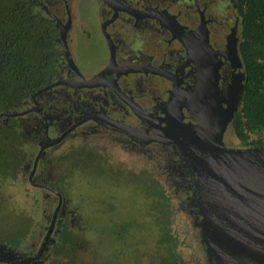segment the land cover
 Here are the masks:
<instances>
[{"label": "flooded vegetation", "instance_id": "af4514ba", "mask_svg": "<svg viewBox=\"0 0 264 264\" xmlns=\"http://www.w3.org/2000/svg\"><path fill=\"white\" fill-rule=\"evenodd\" d=\"M99 4L101 8L99 29L109 49V58L98 72L86 76L77 66L71 50L76 16L70 12L68 0H37V8L49 15L57 25L58 44L62 55L61 72L48 85V89L34 94L15 109L1 111L0 127L3 125L8 128L10 132H7V135L13 137L19 133L23 140L13 143L20 144V149L25 152L26 160L23 161L22 169H29L28 182L39 190L50 192L55 196V202L54 200L50 202L53 210L50 218H46V231L39 241L37 250L34 252L36 248L34 244L26 250L28 233L24 237L21 236L23 240L20 243L8 241L7 236L0 240V243L12 249L2 251L0 248V254L9 259L0 260V264H61L58 259L53 258L58 251L65 253L62 259L67 264V251L78 244L81 245L70 235L74 226L70 222L72 200L68 197L67 179L72 175V167L62 162L69 161L62 159L65 153L55 158L53 149H57L71 135L72 137L84 133L93 135L97 133L96 129L103 130V134L110 137L117 136L119 138L117 142L123 145V149L130 147L135 153V149L149 151L151 146L157 145L164 149L161 158L165 166L157 174L180 192L179 195L174 194L175 197H181L185 203L190 199L195 202L193 205L196 207L197 215L194 212L193 217L195 221L198 216L203 238L199 178L184 150L175 143L166 144L132 136L121 125L133 128L147 126L149 114L144 115L142 110L157 111L168 106L181 82L191 86L198 83V69L193 56L197 54V50L191 48L195 43L192 41L198 37L206 36L211 47L207 49L209 54L217 53L220 61L218 70L220 84L222 87H228L234 72L229 57L230 46L237 42L240 54L242 21L237 0H99ZM67 24L69 27L66 38L74 62L72 66L69 65L61 39V30ZM192 36L193 39H190ZM82 77L91 80L89 85L82 81ZM60 81L66 82L56 84ZM13 120L17 122L11 123ZM67 130L69 132L60 141L48 145L49 140L59 138ZM140 133L146 136L142 131ZM79 145L83 147V143ZM76 147L80 148L74 146L68 151ZM166 148L170 150L166 151ZM87 151L98 153L97 149L92 148ZM37 158L38 162L35 164ZM51 158L53 160L55 158V163L63 169V176L60 179L64 180L62 185L58 181L52 183L42 179L43 164L52 163ZM91 161L99 165L97 159ZM153 165L142 169L151 170ZM34 169L31 180L30 175ZM152 173L155 174L153 171ZM113 175H117L116 172H113ZM118 175L127 181L129 175L131 179L135 177L131 171H124ZM172 179L174 181H171ZM137 180L139 179L136 178ZM157 180L161 184L158 177ZM186 186L192 193L191 198L190 194L184 195ZM166 188L169 189L163 186L164 190ZM143 197L152 202L145 193ZM154 214L156 215L155 211ZM172 214L169 209L164 211L165 219L170 224ZM28 223L24 225V230L25 228L29 230ZM49 232L47 242L42 248ZM18 235L19 233L16 234ZM16 236L13 235L11 238ZM203 242L209 260L213 264H221L215 253L209 250L204 239Z\"/></svg>", "mask_w": 264, "mask_h": 264}, {"label": "rangeland", "instance_id": "374dc122", "mask_svg": "<svg viewBox=\"0 0 264 264\" xmlns=\"http://www.w3.org/2000/svg\"><path fill=\"white\" fill-rule=\"evenodd\" d=\"M68 7L72 15L76 16L72 32V54L83 74L91 76L109 58V49L99 29V0H68ZM95 132L93 135H71L57 149H53L55 158L65 153L62 159L69 161H60L72 167V175L67 179L68 197L72 200L70 222L74 226L70 235L81 245L67 251V264H164L170 258V253L169 250L165 251L166 244L162 243L164 232H161L156 222L153 209L155 202L152 200L150 203L141 193L142 183L151 191L155 190L154 180L157 177L164 188L169 187L166 191L173 199L170 227L178 234L181 262L213 264L205 251L198 216L194 221L193 213L197 215L193 205L195 202L190 199L185 203L181 197H175L174 194L179 195L180 192L157 174L165 166L161 158L164 149L157 145L151 146L149 151L135 149V153L130 147H127L128 150L123 149V145L117 142V136L110 137L100 129ZM18 139L23 140L19 136ZM80 142L83 147L79 145ZM225 144L230 149L246 148L231 128L225 135ZM74 146L80 148L68 151ZM91 148L97 149L98 153L88 152ZM168 150L170 148H166ZM55 158H51L52 163L43 164L41 178L52 183L58 181L62 185L64 180L60 179L63 169L55 163ZM92 159L98 160L97 167ZM75 163L83 165L76 168ZM151 163L154 164L151 170L155 174L150 169H142L145 166L151 167ZM124 171L134 172L135 177L131 179L129 175L128 181L124 180L123 176L118 175ZM113 172L117 175H113ZM28 173L29 169H21L17 179L15 177L8 186L0 188L1 197H6L7 201L0 203V238L16 236L21 230L24 232L23 227L29 222V240L25 248L29 250L27 247L34 244L35 252L46 231V218H50L53 210L50 202H55V196L30 185ZM136 178L140 181H136ZM185 189L184 195L190 194L191 198L192 193L187 186ZM158 200L163 201L160 197ZM0 248L2 251L12 249L4 243H0ZM63 254L58 251L54 260L66 264L62 259Z\"/></svg>", "mask_w": 264, "mask_h": 264}, {"label": "water", "instance_id": "95a60500", "mask_svg": "<svg viewBox=\"0 0 264 264\" xmlns=\"http://www.w3.org/2000/svg\"><path fill=\"white\" fill-rule=\"evenodd\" d=\"M68 27L69 24L62 28L61 39L72 66L66 38ZM192 43L191 48L197 50L193 56L198 83L191 86L181 82L168 106L157 111L142 110L144 115L149 114V128L121 127L132 136L175 143L184 150L199 178L203 239L221 264H264V144L237 149L227 148L225 144V135L231 128L246 82L237 42L229 49L234 72L227 88L220 84V61L217 53L209 54L207 37H198ZM82 81L87 85L91 82L84 77ZM63 82L66 81L56 84ZM68 132L49 140L48 145L57 143ZM34 172L35 169L31 180ZM49 235L50 232L42 248ZM3 259L9 260L0 254V260Z\"/></svg>", "mask_w": 264, "mask_h": 264}, {"label": "trees", "instance_id": "16d2710c", "mask_svg": "<svg viewBox=\"0 0 264 264\" xmlns=\"http://www.w3.org/2000/svg\"><path fill=\"white\" fill-rule=\"evenodd\" d=\"M237 5L242 21L239 52L246 71V82L231 129L244 146L258 147L264 144V0H237ZM61 58L57 25L37 8V0H0V112L15 109L50 85L61 72ZM16 122L13 120L11 123ZM7 132H10L9 129L2 125L0 188L8 186L15 177L17 179L26 160L20 144L13 143L19 140V133L15 132L13 137ZM82 165L75 163L76 168ZM154 183L153 191L144 183L140 185L141 193H145L150 201L154 200L156 222L164 232L162 243L166 244L164 248L169 250L170 258L163 263L182 264L178 234L171 229L164 216L167 209L173 212V199L157 179ZM1 196L0 203L7 202L6 197ZM159 197L163 201H159ZM27 233L28 228H25L18 236H9L8 241L20 243L23 240L21 236Z\"/></svg>", "mask_w": 264, "mask_h": 264}]
</instances>
